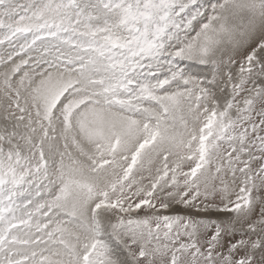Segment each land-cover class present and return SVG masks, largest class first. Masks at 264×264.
I'll return each mask as SVG.
<instances>
[{
  "label": "rangeland",
  "instance_id": "obj_1",
  "mask_svg": "<svg viewBox=\"0 0 264 264\" xmlns=\"http://www.w3.org/2000/svg\"><path fill=\"white\" fill-rule=\"evenodd\" d=\"M1 211L28 264H264V0H0Z\"/></svg>",
  "mask_w": 264,
  "mask_h": 264
}]
</instances>
